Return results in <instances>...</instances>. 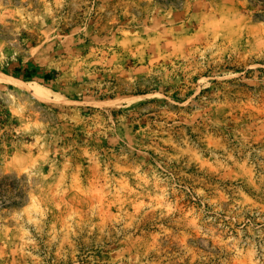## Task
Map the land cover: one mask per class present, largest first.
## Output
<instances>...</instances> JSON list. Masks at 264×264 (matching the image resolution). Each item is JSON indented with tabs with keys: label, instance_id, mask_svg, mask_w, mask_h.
I'll return each mask as SVG.
<instances>
[{
	"label": "rangeland",
	"instance_id": "obj_1",
	"mask_svg": "<svg viewBox=\"0 0 264 264\" xmlns=\"http://www.w3.org/2000/svg\"><path fill=\"white\" fill-rule=\"evenodd\" d=\"M0 73V264H264V0H0Z\"/></svg>",
	"mask_w": 264,
	"mask_h": 264
},
{
	"label": "bare ground",
	"instance_id": "obj_2",
	"mask_svg": "<svg viewBox=\"0 0 264 264\" xmlns=\"http://www.w3.org/2000/svg\"><path fill=\"white\" fill-rule=\"evenodd\" d=\"M0 81H10V82H12L13 84H15L18 87H24L26 85V83L20 81L19 79L14 78V77L6 76V75H4L2 73H0Z\"/></svg>",
	"mask_w": 264,
	"mask_h": 264
},
{
	"label": "trees",
	"instance_id": "obj_3",
	"mask_svg": "<svg viewBox=\"0 0 264 264\" xmlns=\"http://www.w3.org/2000/svg\"><path fill=\"white\" fill-rule=\"evenodd\" d=\"M26 73H24V78H29L31 75L29 74L30 72L28 70H25ZM46 78H51L50 74H47L45 76Z\"/></svg>",
	"mask_w": 264,
	"mask_h": 264
}]
</instances>
